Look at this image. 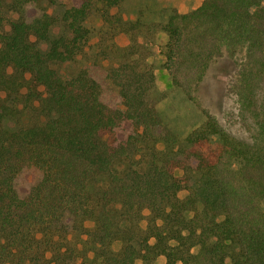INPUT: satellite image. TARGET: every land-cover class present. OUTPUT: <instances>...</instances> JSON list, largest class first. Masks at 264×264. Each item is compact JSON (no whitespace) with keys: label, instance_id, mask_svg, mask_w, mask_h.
<instances>
[{"label":"trees","instance_id":"obj_1","mask_svg":"<svg viewBox=\"0 0 264 264\" xmlns=\"http://www.w3.org/2000/svg\"><path fill=\"white\" fill-rule=\"evenodd\" d=\"M55 1L0 0V264H264V0H204L160 26L172 84L204 114L184 142L160 116L142 24L111 13L124 0L59 17ZM94 37L105 75L63 78ZM223 57L245 135L199 98Z\"/></svg>","mask_w":264,"mask_h":264},{"label":"rangeland","instance_id":"obj_2","mask_svg":"<svg viewBox=\"0 0 264 264\" xmlns=\"http://www.w3.org/2000/svg\"><path fill=\"white\" fill-rule=\"evenodd\" d=\"M204 0H124L119 7L111 10L112 14H118L130 22L142 24L140 30L147 37V46L151 48L148 60L155 73L156 88L161 94L158 103V110L163 123L168 126L184 142L186 136L197 128L204 119V114L200 108L189 100L185 94L174 87L169 72L164 67V56L160 53L159 45L165 40L164 34L159 30L160 26L167 20L172 10L186 13L199 7ZM74 0H56L54 4L45 2L44 5L49 14L61 16L62 11ZM81 0H77L79 4ZM10 18H16V14H10ZM103 18L96 12L91 16L88 25L95 33L103 25ZM57 26L55 32H58ZM146 40L140 37L139 41ZM97 38H92L90 46L85 50L84 55L78 56L74 61L58 65L57 69L65 79L75 76L81 68H87L91 74L102 77L105 75L104 67L107 62L96 58L97 52L95 43ZM115 41L120 46H127L130 43V36L122 32L118 34ZM45 47V45H42ZM233 66L226 58H220L213 62L199 92L200 101L203 106L215 116L220 123L228 129L235 130L239 135H245V131L236 118L237 103L236 98L227 89V83L233 74ZM102 99L109 104L119 108L118 91L111 83L103 90ZM176 175H182V169L175 171ZM187 191H181L179 195L184 197ZM147 213V211H145ZM91 225V223H88ZM146 222L142 221L145 227ZM120 241L113 243V248L118 250ZM165 256L158 257L156 264H165ZM141 263L140 260L137 261Z\"/></svg>","mask_w":264,"mask_h":264}]
</instances>
